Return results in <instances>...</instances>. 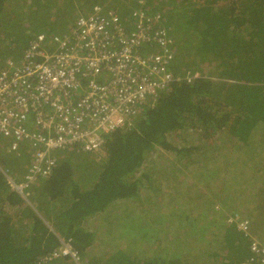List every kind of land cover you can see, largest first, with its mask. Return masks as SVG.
<instances>
[{"label":"trees","instance_id":"16d2710c","mask_svg":"<svg viewBox=\"0 0 264 264\" xmlns=\"http://www.w3.org/2000/svg\"><path fill=\"white\" fill-rule=\"evenodd\" d=\"M14 1L0 0V28L16 21ZM127 1H144L148 16H160L173 41L169 70L181 80L132 126L106 136L102 153L92 154L99 166L88 188L74 179L70 157L82 152L73 148L26 199L0 172V264L36 262L59 239L81 264H241L251 238L228 217L247 219L249 234L264 242V0ZM133 9L113 11L124 18ZM3 34L0 44L10 45ZM157 149L173 157L163 162L166 173L154 170ZM22 150L10 176L24 173L31 150Z\"/></svg>","mask_w":264,"mask_h":264},{"label":"built area","instance_id":"2783aa9c","mask_svg":"<svg viewBox=\"0 0 264 264\" xmlns=\"http://www.w3.org/2000/svg\"><path fill=\"white\" fill-rule=\"evenodd\" d=\"M137 4L124 18L93 5L67 33L35 35L18 61L9 59L1 68L0 139L16 157L24 146L31 155L20 180L0 172L24 199L50 176L58 153L73 148L101 154L107 135L132 126L142 107L181 80L169 70L173 41L162 19L148 16L142 1ZM238 219L227 222L251 238V257L241 264H264V246L249 234L248 220ZM59 241L58 248L29 264H81L68 242Z\"/></svg>","mask_w":264,"mask_h":264},{"label":"rangeland","instance_id":"374dc122","mask_svg":"<svg viewBox=\"0 0 264 264\" xmlns=\"http://www.w3.org/2000/svg\"><path fill=\"white\" fill-rule=\"evenodd\" d=\"M128 2L129 1L127 0L125 1L124 0H72V1H63V0L19 1L18 0V2L14 1L13 5L9 3L8 8H12V13H11L12 19L15 17V15H17L16 16L17 18L16 21L13 19L9 23H7L4 27L1 26L0 28V33H1L0 36L2 38L5 37L3 33H5L7 37L12 38V40H9L10 45H8L9 42H6L7 38L4 40L6 43L4 42L0 44V62L2 61L1 66H4L5 63L10 59V55L12 54V52L25 42L26 40L25 38H28L29 31L31 33H35V32L43 33L47 36L62 35L64 33H67L69 28L75 23L76 19L80 15L90 10L89 8H91L93 4L100 5L106 9L110 8L112 10H119V11L122 8H124L125 10L137 8V1H131L132 4H128ZM142 2L144 3V1ZM165 3H166L165 1H162L161 5L162 4L165 5ZM38 18H41L42 20L46 18L47 21L43 22L42 20H40L38 23H36ZM30 20L33 23H35L36 27H38L37 31L34 32V27H29ZM49 29L51 30L48 31ZM19 58L17 60L15 59H11V60L18 61ZM4 143L7 145L5 141ZM195 143L196 142L194 141H187L186 145L191 146ZM5 144H2V146H4V149L0 147V168L2 167L1 168L2 170L4 169V171H7L8 168L12 167L16 161H21L20 159H22L23 155L17 158L13 152L7 149V146ZM223 148L226 149L225 147ZM97 156L101 157V155H97ZM94 157L95 156L88 153L73 154V156L70 157L71 168L73 170L74 179L79 184V187H81L82 189H86L90 186V184H92V181L98 170L99 163L96 161ZM158 157L160 160V164L156 165L154 170L157 171V173L159 172L166 173L164 170L168 166L163 165V162L164 160L172 161L173 157L171 155L164 154L161 149H157V154L155 155L154 159L157 160ZM229 157L230 154H228V158ZM174 166L178 168V165L174 164ZM179 169H181V165ZM184 173H186V171ZM17 176L18 179L13 176L10 177L14 178V180L16 179L20 180L23 174H21L20 177L19 175ZM38 185L39 184H35L33 187H36ZM33 187L28 191L30 193V196L28 195L29 197H31L32 195V192L34 190ZM123 205H127V204L124 203ZM133 206L136 210L138 209L137 205H133ZM118 208L119 210H117V212L122 211L121 205H118ZM96 220L101 221L102 217L99 216ZM90 229L92 230L93 226H91ZM257 240L261 243H264L260 238H258ZM68 262L72 264L70 261ZM60 264H64V263H60Z\"/></svg>","mask_w":264,"mask_h":264},{"label":"crops","instance_id":"0c3cea01","mask_svg":"<svg viewBox=\"0 0 264 264\" xmlns=\"http://www.w3.org/2000/svg\"><path fill=\"white\" fill-rule=\"evenodd\" d=\"M3 67H4V66H1V67H0V70H1V68H3ZM5 142H6V141H5ZM25 147H26V146H24L23 148H25ZM22 151H23V150H22ZM29 162H30V159H29ZM29 162H28L27 166L25 167V169H27V167H28V165H29ZM25 169H24V171H26ZM24 173H25V172H24ZM24 173H23V174H24ZM60 263L68 264V262L65 261V260H60V261L55 262V264H60Z\"/></svg>","mask_w":264,"mask_h":264},{"label":"bare ground","instance_id":"6f19581e","mask_svg":"<svg viewBox=\"0 0 264 264\" xmlns=\"http://www.w3.org/2000/svg\"><path fill=\"white\" fill-rule=\"evenodd\" d=\"M94 5V4H93ZM90 9V8H89ZM154 102H152L151 104H153ZM66 261V260H65Z\"/></svg>","mask_w":264,"mask_h":264},{"label":"clouds","instance_id":"9594fccd","mask_svg":"<svg viewBox=\"0 0 264 264\" xmlns=\"http://www.w3.org/2000/svg\"><path fill=\"white\" fill-rule=\"evenodd\" d=\"M17 180V179H16Z\"/></svg>","mask_w":264,"mask_h":264}]
</instances>
